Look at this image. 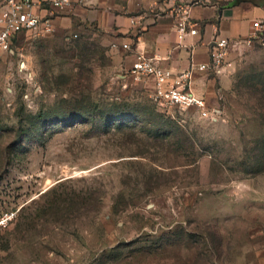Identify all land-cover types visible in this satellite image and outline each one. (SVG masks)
<instances>
[{
  "label": "rangeland",
  "instance_id": "rangeland-1",
  "mask_svg": "<svg viewBox=\"0 0 264 264\" xmlns=\"http://www.w3.org/2000/svg\"><path fill=\"white\" fill-rule=\"evenodd\" d=\"M53 23L0 71V264H264V41L231 47L210 120L123 76L98 27Z\"/></svg>",
  "mask_w": 264,
  "mask_h": 264
},
{
  "label": "crops",
  "instance_id": "crops-1",
  "mask_svg": "<svg viewBox=\"0 0 264 264\" xmlns=\"http://www.w3.org/2000/svg\"><path fill=\"white\" fill-rule=\"evenodd\" d=\"M224 3H223V2ZM153 2L156 10L147 11L142 33L137 35L138 24L132 25L131 17L140 8H147ZM168 0H85L83 4L65 8L62 15H73L79 27L85 29L94 25L105 35L117 42L131 43L132 49L117 50L127 54L123 76L130 75L129 69L137 55L143 53L158 56L161 66L175 71L188 69L210 60L209 51L216 33L232 39L245 36L254 29L255 22L264 19V0H214L210 4L196 5L190 10L194 27L199 34H187L179 38ZM169 8L166 11L164 9ZM67 16H63L65 18ZM231 49V48H230ZM128 66V67H127ZM131 77V76H130ZM221 76L196 69L192 79V90L207 98L214 106L218 98L217 79Z\"/></svg>",
  "mask_w": 264,
  "mask_h": 264
},
{
  "label": "built area",
  "instance_id": "built-area-1",
  "mask_svg": "<svg viewBox=\"0 0 264 264\" xmlns=\"http://www.w3.org/2000/svg\"><path fill=\"white\" fill-rule=\"evenodd\" d=\"M172 16L180 39L185 35H197L199 29L194 27L190 10L196 5L210 4L214 0H171ZM85 0H0V71L6 55L11 51L12 43L20 35L37 32L46 23L51 29L54 25L53 14L65 8L83 4ZM131 17L132 25L138 24L142 17ZM74 38L78 37L75 33ZM246 41L249 43L264 41V19L255 22L254 29L249 34L239 38H229L216 33L212 39L209 51L210 60L198 66L191 64L188 69L175 71L163 67L158 56L137 53L130 69V76L137 82L148 81L153 86V96L161 105L180 112L196 113L200 118L213 120L220 113L211 105L206 97L192 90V79L196 69L221 76L227 69L228 52L232 46ZM113 48L131 50L128 42L112 43ZM12 215H8L7 219Z\"/></svg>",
  "mask_w": 264,
  "mask_h": 264
},
{
  "label": "trees",
  "instance_id": "trees-1",
  "mask_svg": "<svg viewBox=\"0 0 264 264\" xmlns=\"http://www.w3.org/2000/svg\"><path fill=\"white\" fill-rule=\"evenodd\" d=\"M252 1H256V0H252Z\"/></svg>",
  "mask_w": 264,
  "mask_h": 264
}]
</instances>
